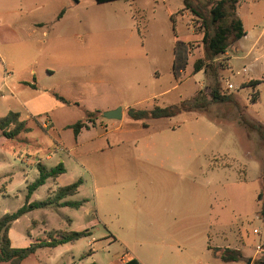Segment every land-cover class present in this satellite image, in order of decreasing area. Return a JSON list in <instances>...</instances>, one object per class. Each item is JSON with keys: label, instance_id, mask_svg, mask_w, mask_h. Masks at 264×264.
<instances>
[{"label": "rangeland", "instance_id": "rangeland-1", "mask_svg": "<svg viewBox=\"0 0 264 264\" xmlns=\"http://www.w3.org/2000/svg\"><path fill=\"white\" fill-rule=\"evenodd\" d=\"M240 15L246 21L244 12ZM198 25L182 9V0H0V117L17 112L28 130L15 139L0 135V216L24 204L26 186L37 178V162L47 169L62 162L66 173L56 183L47 180L38 187L30 202L51 199L56 187L79 179L77 193L66 200L82 202L80 207L50 204L27 212L12 223L11 244L22 248L62 232H89L62 246L37 249L22 264H120L127 255L171 261L175 253H144L148 206L128 179L141 165L137 155L154 150L182 156L202 150L195 159L201 166L206 161L228 164L232 206L236 196L242 201L232 231L243 237L248 255L260 244L252 230H263L258 211L264 207V147L241 121L259 119L249 108L252 89L240 85V62L229 63L231 73L225 67L219 71L220 92L233 94L238 108L210 104L138 121L126 115L129 107L150 110L209 98L211 70L192 73L194 61L203 56L194 33ZM226 82L232 90L226 91ZM116 108L121 109L120 120L102 117ZM253 108L259 114L263 109ZM87 113L94 115L88 118ZM205 117L211 126L200 121ZM77 122L86 126L75 137L70 126ZM77 143L82 145L68 156L66 151ZM197 168L192 164L183 172L197 183L212 184L210 173ZM153 173L164 176V186L176 182L164 172ZM190 223L176 224L172 231L189 237L195 230ZM186 255L189 264L247 261L224 263L203 251Z\"/></svg>", "mask_w": 264, "mask_h": 264}, {"label": "crops", "instance_id": "crops-1", "mask_svg": "<svg viewBox=\"0 0 264 264\" xmlns=\"http://www.w3.org/2000/svg\"><path fill=\"white\" fill-rule=\"evenodd\" d=\"M240 11L246 15V21L241 18ZM236 16L242 23L245 35L229 45L227 51L223 54V58L227 59L225 67L230 73L233 71L231 64H229L231 61L241 63L239 76H241L240 85H242L245 82L260 80L264 77V0H239L236 7ZM201 73L203 72L200 71L196 74ZM257 88L259 89L258 99L255 103H251L249 100V108L258 116L259 121L257 122L264 125V105L261 102L264 99V83H260ZM55 99L59 101L57 97ZM65 102L64 100L63 103ZM256 105L263 108L260 110L261 115L253 108ZM200 121H204L208 126L212 125V120L207 117L200 118ZM115 130L117 128L112 131ZM81 145L82 143H77L75 147L69 148L66 151L67 155L69 156L72 152L75 153V148ZM103 151L105 150L103 149ZM201 152L202 150H192L182 156L171 154L173 152L154 150L148 152L149 154L141 153L137 155L141 165H137L132 169L128 179L131 180L132 178L133 180L135 195L144 199L148 206L145 212H148L147 223L150 230L145 232L144 253H175V255L171 261H164L162 257H159L154 262L147 260V258L146 261L145 259L140 261L134 255H127L122 262L135 258L140 264H189L191 259L186 255L188 252L203 251L213 254V250L221 251L226 248L239 251L241 256L238 261L224 263H238L246 258L245 263L251 264L254 260V251L249 255L246 254L244 252L246 242L243 237L239 232L232 231V227L236 226V217L241 214L239 209L242 206V201L241 196L238 195L235 197V203L232 206V199L230 198L231 184L227 174L231 167L226 163L221 165L209 163L208 165L207 161L205 165L201 166L200 162L195 160L198 159ZM178 163H182V165ZM192 164L198 166L199 172L210 173L212 184L197 183L189 174H184L183 170L189 168ZM64 169L65 172L52 180L53 183H56L66 173L65 166ZM154 169L164 172L167 177H174L176 182L172 183L171 188L164 186V176L153 173ZM89 173L92 175L90 171ZM225 173L226 182L223 181ZM124 175L120 173V176L125 177ZM116 178V176H112L111 180ZM185 183H191V186H187ZM51 188L53 187H48L47 191H51ZM132 211L134 214L138 213L136 210ZM187 220L191 222L190 224L195 229L191 236H181L172 231V226ZM30 232L31 230L27 232L29 237H31ZM10 234L9 229V238ZM214 256L219 259L218 254ZM249 260L250 263H248Z\"/></svg>", "mask_w": 264, "mask_h": 264}, {"label": "trees", "instance_id": "trees-1", "mask_svg": "<svg viewBox=\"0 0 264 264\" xmlns=\"http://www.w3.org/2000/svg\"><path fill=\"white\" fill-rule=\"evenodd\" d=\"M97 3H105L114 0H95ZM239 0H182V9L190 14V17L199 22L197 31L194 32L199 37L202 46L203 56L194 61L192 73L200 71L205 73L210 69L213 76V84L209 88L208 99L197 100L192 104L171 105L167 107L155 106L150 110H136L127 108L126 115L134 120L143 119H161L176 115L181 111H190L192 109H205L210 104L231 103L238 108L236 100L231 93H221L219 87V71L225 67V59L221 57L227 51L230 44L234 43L245 35L240 19L236 16V7ZM226 68V67H225ZM264 83V77L260 80H251L241 85L242 88L252 89L250 102L255 103L259 93L257 87ZM226 91H228L226 89ZM196 99V98H195ZM94 114L87 113L90 118ZM243 124L257 134L260 143L264 147V125L251 122L241 117ZM26 121L21 119L17 112L9 111L5 116L0 117V135L6 139H15L22 132H27ZM83 122H77L70 127L76 135L84 127ZM69 128V127H68ZM38 171L37 178L26 186L24 204L12 213H5L0 216V262L7 264H22L24 259L34 254L37 249L48 247L55 248L66 243H71L81 237L89 235L88 229L80 231H70L58 233L56 237H50L49 240L36 241L26 247H13L9 238V229L14 221L22 215L35 209L45 208L47 205L54 204L56 207L79 208L82 202H73L64 200L73 196L78 191L80 180H76L66 186H58L54 189L52 198L42 202H29L31 194L47 179L55 180L59 175L65 172L62 162L56 164L53 168L47 169L41 163L36 164ZM261 187L264 190V165L260 172ZM259 198V194H258ZM258 216L262 222L263 230L258 234L261 242V248L264 253V207L258 211ZM213 254L219 256L222 262H235L240 259V252L232 249H223L221 251L213 250ZM120 264H140L135 258L122 262ZM251 264H264V258L259 256Z\"/></svg>", "mask_w": 264, "mask_h": 264}, {"label": "water", "instance_id": "water-1", "mask_svg": "<svg viewBox=\"0 0 264 264\" xmlns=\"http://www.w3.org/2000/svg\"><path fill=\"white\" fill-rule=\"evenodd\" d=\"M102 117L108 120H120L121 118V109L116 108L113 110L106 111L102 114ZM250 263V260L248 261Z\"/></svg>", "mask_w": 264, "mask_h": 264}, {"label": "built area", "instance_id": "built-area-1", "mask_svg": "<svg viewBox=\"0 0 264 264\" xmlns=\"http://www.w3.org/2000/svg\"><path fill=\"white\" fill-rule=\"evenodd\" d=\"M225 89H227V90H231V89H232V86H231L230 84H228V83H225ZM252 233H253L254 235H258V230H257V229H253V230H252ZM254 255H255V256H261V257L264 258V253H263V251H262V248H261V245H260V244H257V245L255 246V248H254Z\"/></svg>", "mask_w": 264, "mask_h": 264}]
</instances>
